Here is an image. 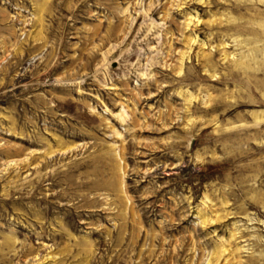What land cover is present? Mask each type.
Listing matches in <instances>:
<instances>
[{
    "label": "rangeland",
    "instance_id": "rangeland-1",
    "mask_svg": "<svg viewBox=\"0 0 264 264\" xmlns=\"http://www.w3.org/2000/svg\"><path fill=\"white\" fill-rule=\"evenodd\" d=\"M0 264H264V0H0Z\"/></svg>",
    "mask_w": 264,
    "mask_h": 264
}]
</instances>
